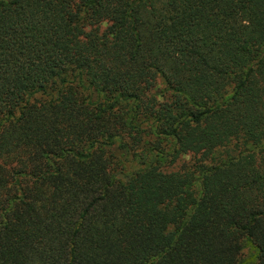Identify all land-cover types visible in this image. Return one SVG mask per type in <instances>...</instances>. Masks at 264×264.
<instances>
[{
    "label": "trees",
    "instance_id": "trees-1",
    "mask_svg": "<svg viewBox=\"0 0 264 264\" xmlns=\"http://www.w3.org/2000/svg\"><path fill=\"white\" fill-rule=\"evenodd\" d=\"M0 264H264V0H0Z\"/></svg>",
    "mask_w": 264,
    "mask_h": 264
}]
</instances>
